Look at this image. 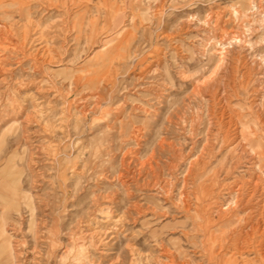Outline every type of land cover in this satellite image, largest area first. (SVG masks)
Wrapping results in <instances>:
<instances>
[{"label":"rangeland","instance_id":"374dc122","mask_svg":"<svg viewBox=\"0 0 264 264\" xmlns=\"http://www.w3.org/2000/svg\"><path fill=\"white\" fill-rule=\"evenodd\" d=\"M9 163L12 264H264V0H0Z\"/></svg>","mask_w":264,"mask_h":264},{"label":"bare ground","instance_id":"6f19581e","mask_svg":"<svg viewBox=\"0 0 264 264\" xmlns=\"http://www.w3.org/2000/svg\"><path fill=\"white\" fill-rule=\"evenodd\" d=\"M10 129H13L12 125L7 130ZM98 148L99 147L96 149ZM8 161H10V159H8L7 162ZM10 164L11 163L3 169H0V206L3 210H5L3 215L0 217V226H2L0 229V242H2L0 243V252L6 254L8 262L12 264L15 259L14 247L11 242L10 233L6 234L4 231L7 229L8 225H11L14 221V219L11 221L8 211L12 210L17 216L18 213H21L22 209L24 210L27 208L30 212V220H34L35 209L31 194L20 184L22 172H19V170L14 172L10 167Z\"/></svg>","mask_w":264,"mask_h":264},{"label":"crops","instance_id":"0c3cea01","mask_svg":"<svg viewBox=\"0 0 264 264\" xmlns=\"http://www.w3.org/2000/svg\"><path fill=\"white\" fill-rule=\"evenodd\" d=\"M0 210H2V212L0 213V217L3 215V213L5 212V210H3V208L0 206ZM12 210H9L8 211V215L10 214V212H11ZM13 212V211H12ZM10 216V215H9ZM1 227L2 226H0V229H1ZM5 231V233L6 234H8L7 233V229H5L4 230ZM0 243H2V242H0ZM4 260V261H3ZM1 261H3V262H1ZM10 264L9 262H8V259L6 258V254H3L2 252H0V264Z\"/></svg>","mask_w":264,"mask_h":264}]
</instances>
